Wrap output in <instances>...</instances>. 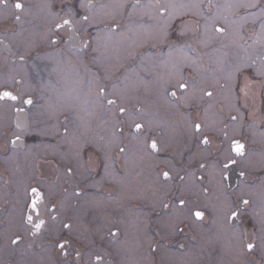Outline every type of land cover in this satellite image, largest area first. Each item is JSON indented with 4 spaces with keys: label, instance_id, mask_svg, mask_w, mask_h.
Returning a JSON list of instances; mask_svg holds the SVG:
<instances>
[{
    "label": "flooded vegetation",
    "instance_id": "obj_1",
    "mask_svg": "<svg viewBox=\"0 0 264 264\" xmlns=\"http://www.w3.org/2000/svg\"><path fill=\"white\" fill-rule=\"evenodd\" d=\"M47 1L49 11L46 12L39 10L44 0L0 2V93L8 91L16 97L0 98V122L1 117L8 122L5 126L0 123V264H150L140 243L126 238L131 225L130 211L144 212L148 219L147 233L152 236L151 264H175L173 260L177 259L171 260L169 253L173 249L205 255L198 264H212L209 253L204 254L209 248V237L214 241V258L220 263L224 259L226 263L239 264L242 251L238 242L225 251L226 241L229 244L233 239L237 241L236 232L243 246L254 245L251 250L247 247L246 262L264 264V44H256L262 34L264 16L249 19L244 25L247 28L234 30L233 36L237 33L241 36L239 43L222 44L220 36L231 30L223 19L214 26L225 31L219 32L217 38L210 35L214 37V46L202 31L198 37L200 45H191L189 50L193 61L182 67L181 79L169 82L164 92L175 107L161 111L155 103L160 95L151 93L147 85L141 84L136 98H131L130 104L124 107L120 102L122 97L113 93L119 78L114 75L123 77L127 65L137 68L143 64L144 52H135L134 60L128 57L114 75L101 63L102 53L97 56V41L107 42L105 31H126L133 21L123 19L117 23L113 18H106L97 24L96 12L105 10L110 0ZM17 2L24 7L16 9ZM261 2L259 5L264 7V0ZM132 8L126 4L122 16L125 11L131 16ZM85 16L87 20L83 19ZM65 20L70 23L65 24ZM150 51L156 61L165 55H158L154 46ZM49 54L64 57L65 61L72 55H81L77 71L82 78L66 77L69 66H64V75L58 61L50 59ZM162 66L156 71L162 73ZM171 69L169 76H175V65ZM139 71H142L140 67ZM246 73L253 81H247ZM156 75L152 74L153 80ZM72 80L76 85L78 80H83L79 88L88 90L86 95L92 94V97L101 84L95 96L100 104L96 111L98 123L89 120V126L98 129H90L96 141L86 143L80 150L71 139L78 131H86V116L91 113V107H80L77 102L64 109V93L67 90L68 96L73 91L66 88ZM127 80L128 72H125L124 81ZM200 83L206 84L205 89L200 90ZM181 84L187 87L181 88ZM192 91L195 97L188 101L186 96ZM200 95L203 97L198 99ZM28 99L32 100L31 104L25 103ZM69 99H78V94L70 95ZM109 100L115 103L109 104ZM149 101L155 103L152 110L146 109ZM78 104L83 106L84 100ZM129 106L137 116L146 113L165 116L177 110L192 125L191 132L183 131L184 140L176 147L165 146L162 125L156 126L146 141L147 151L162 160L154 164L156 175H153L165 184L160 185L165 195L160 205L146 199H124L126 183L133 187L125 156L128 143L114 150L115 156L109 155L106 144H102L106 138L103 132L108 128L102 118L111 117L112 109L115 116L123 117L128 110L125 107ZM122 107L126 110L124 113L120 112ZM20 111L25 113V121ZM120 122L118 129L123 131V121ZM138 123L142 124L139 136L144 135L148 126L143 121L137 120ZM197 124L199 130L195 127ZM49 127L58 131L49 135ZM177 127L180 128L179 124ZM153 141L156 148L151 146ZM234 141L244 145L242 154L234 150ZM44 144L54 146L56 152L41 153ZM30 154L36 155L35 165L28 157ZM143 161L139 162L140 169L135 165V171L142 170ZM81 170L88 172L87 175ZM192 175L202 197L215 193L212 182L218 178L219 185L215 184L220 188L222 185L231 208L217 209L215 213L205 206L201 194L184 193L183 186ZM113 176L125 177L123 184ZM168 184H171L169 191ZM97 195L116 205H106ZM244 200L248 201L247 205L243 204ZM197 211L203 216L197 218L194 215ZM218 212H223L220 222ZM232 212L238 215L232 217ZM136 221L142 223L141 219Z\"/></svg>",
    "mask_w": 264,
    "mask_h": 264
},
{
    "label": "rangeland",
    "instance_id": "obj_2",
    "mask_svg": "<svg viewBox=\"0 0 264 264\" xmlns=\"http://www.w3.org/2000/svg\"><path fill=\"white\" fill-rule=\"evenodd\" d=\"M129 0H110L109 6L103 10L102 12H96V20L97 24L102 23L101 20L106 18H113L115 19L114 22L120 23L123 19L133 21V24L131 27H129L125 32L118 30L117 32L113 31V29H110V31H105L104 36L107 39V42L104 44L103 41H97V56H99L101 53V63L104 65V67L108 70V72H112V75L115 74V72L118 70L120 66H122L124 63L128 61V57L131 60L135 52H142L144 51V56L142 57L141 61L144 62L143 64H140V66L133 67L130 65H127L124 68V74L125 72H128V80L124 81V74L123 77L120 76L118 78V83L113 89V93H118L122 98H120V102L122 103V106L124 107L126 104H130L129 100L131 98H136V93L138 87L143 84L147 85L149 88V91L153 93L154 95H160V100L155 103L159 105V108L161 111L165 110L166 108H172L174 105L172 104V101L169 100L166 95L164 94L167 85L169 82L176 80L179 81L181 79V70L182 67L185 65H188L193 61V58L189 56V50L191 48L190 40H197L198 36L200 35V29L197 24L196 20L188 19V24L186 23V20L180 21L177 23V25L173 28V38L172 41H170V30L173 25V21L176 17H183V16H198L197 19H199V22L206 23L204 24L203 32L206 34L205 38H207L208 42L210 44H214V39L212 36H216V38L219 35V32L217 31L214 24H216L220 20H225L226 27L230 25V33L225 35L224 37H221L222 44L227 45L233 44L234 42L239 43V33L233 36L234 30L239 29L240 27H244V25L247 23L249 19H255L258 16H264V7H262L261 4L263 0H215L214 6L209 5L208 9H205L204 7H207L206 2L208 0H165L166 4L161 5L162 8L167 9V13L165 17H163L160 12V5H154L156 2L155 0H145V1H129ZM66 1L65 3H67ZM140 4L143 6H137L136 9L132 8V15L127 16L124 13V16H122L123 9L125 8L126 4L128 5H134V4ZM71 4V3H70ZM69 4V5H70ZM42 8L39 6V10L41 9L43 12H46L45 10H48L49 1L44 0V4H41ZM69 5H65V8H69ZM254 5V6H250ZM70 9V8H69ZM170 12V14H169ZM49 12V15L52 16V13ZM240 17V19L237 17ZM34 16L36 15L33 13ZM32 14V15H33ZM245 16V17H244ZM248 16H255L254 18L248 17ZM55 20V17L50 20V22H53ZM206 21V22H205ZM235 25H234V24ZM244 28H247L245 26ZM261 30H264V23L261 26ZM129 31V34H128ZM239 35V36H238ZM210 37V39H208ZM172 38V37H171ZM104 39V37H103ZM237 39V40H236ZM174 41H177L174 43ZM160 43L163 44V46L171 45L173 43L175 46L174 49H170V47L165 49V55L162 57L161 60L156 61L153 53L150 51V48H152L154 45L153 43ZM182 42V43H181ZM233 42V43H232ZM177 43V44H176ZM264 44V32H262L261 36L259 37V41L256 42V44ZM180 44L179 47L177 45ZM148 45V46H147ZM217 45V44H216ZM104 50V51H103ZM170 51V53H169ZM163 51L159 53L162 54ZM214 52H217L214 51ZM75 56V57H74ZM72 55L68 58V60L65 61L64 57H59V55L56 54H49V58L53 59L55 61H58V68L59 70L65 75V68L66 64L69 66V69L67 72H70L66 77H72L73 75L76 78H82V76L78 73V65L81 62V55ZM125 58V60H124ZM176 58V59H175ZM217 58V57H216ZM215 58V59H216ZM70 62V64H69ZM99 62V60H98ZM149 64V65H147ZM163 65V66H162ZM175 65L176 73L175 76L171 75V73H167L168 67L171 68ZM164 70L162 73H159L156 71L157 67ZM139 67L142 71H139ZM76 68V70H75ZM155 72L156 80L152 79V74ZM117 76V75H114ZM245 77L247 78V81H253V77L250 74H245ZM83 80H78L77 85L72 80L68 82V87H66L68 90L73 89L71 93L67 96V90L64 93V101L65 106L64 109H68L72 107L73 103H79L84 100V105L81 106L77 103L80 107H91V113H89L86 116L87 119V129L86 131H78V133L71 139L73 145L75 146V143L78 144L79 150L88 142L96 141V138L91 135L90 129L98 130L96 127H90L89 126V120L94 119L96 123L97 121V113L96 112L100 108V104L98 101H96L95 97L96 92L98 93V88L101 84H98L95 91V96L92 97V94L86 95L88 93L87 91H83V89L79 88ZM233 82H234V75H233ZM232 82V84H233ZM70 83V84H69ZM201 89H205L206 86L205 83H200L198 85ZM79 90V92L77 91ZM240 93H243V90H239ZM77 93L78 99H69L70 95ZM159 93V94H158ZM194 91L187 94V99L190 101L195 97L193 94ZM169 95V94H168ZM203 96L200 95L198 99L202 98ZM154 101L147 102L146 109L152 110L153 107H155ZM124 104V105H123ZM97 107V108H95ZM175 107V106H174ZM128 108V110L125 112L123 117H117L114 115V111L112 109V115L111 117H103L102 120L105 123V125L108 127L103 133L106 135V138L102 142L103 145L106 144V149L109 155L115 156L113 153L114 150L120 148L121 146H125L128 143V152L125 154L127 156V166L129 169L130 175L128 178L132 175V180L130 183L133 184V187L130 188L128 192H125L124 189V199H141V200H149L152 204H158L162 203V201L165 199L164 192L161 191L162 187L160 186L165 185L164 183H161L157 178H153V175L155 174V168L154 164L158 162H162V160L157 159L155 156H153L150 151H147V145L146 141L148 140V137L155 132V127L162 125L165 130V135L162 136L164 140L165 146H171L176 147L177 145L181 144L184 140L183 137V131H189L191 132L192 125L189 123L188 118L186 115L181 114L176 110V113H172L170 115L160 116V115H152L149 116L147 113L142 116L134 115V111H132V107H125ZM214 107H211L210 109H213ZM89 111V110H85ZM163 112H157V114H162ZM82 123L84 122L83 117H81ZM139 121H143L147 127V132L144 135L139 136L134 131L135 124ZM124 126V130L120 131L118 129V126L121 124ZM2 126H5L8 124L3 117H1ZM177 124H179L180 128L177 127ZM82 129V128H81ZM58 131V128L53 129V127H49L48 133L49 135L54 134ZM117 131V132H116ZM125 132V134H124ZM192 134H190L188 144L191 145L192 143ZM125 139V141H124ZM127 142V143H126ZM44 147H42L41 153H47L48 151H55V147L49 144H44ZM149 147V146H148ZM56 152V151H55ZM72 156H76V154L73 153ZM28 157L31 160V163L33 165L36 164V155L30 154ZM81 159V156L79 154V157ZM144 159V161H143ZM143 161V165H141L142 170L135 171V165L137 164V170L139 168V162ZM140 169V168H139ZM82 171V170H81ZM181 171L178 170V173ZM87 175L88 172L82 171ZM113 178L117 179L120 184L122 183V180L125 178H119L116 176H113ZM193 184V188L192 187ZM212 186L215 189V193L212 196L208 197H202L201 190L199 186L195 183L194 176H190L188 181H186L184 187V193L188 194H201V199L204 202L205 199V206L210 208L211 210H214L215 213H217L218 210H229L231 208L230 201L227 197V195L223 191V187L221 185L217 187L215 182H212ZM168 191L171 187V184H168ZM96 198H100L104 201L106 205L113 204L112 201L105 200L102 196L97 195ZM127 200V199H126ZM113 205H116L113 204ZM179 209V208H178ZM218 209V210H217ZM223 212H218V222H220L221 214ZM129 219L131 220V225L127 229L126 232V238L127 239H134L137 240L140 245L143 248L144 255L148 262L151 264V253L149 250V246L152 242V236L147 233L148 229V219L146 217V214L144 212H134L130 211ZM142 217V218H141ZM135 219H141L142 223L135 222ZM182 218L176 220V224L181 221ZM134 220V221H133ZM225 221V218H223V222ZM222 222V223H223ZM217 225V221H216ZM168 231V227H166ZM175 233V232H174ZM238 239L237 241L235 239L234 242L229 244L228 241H226L225 245V251H227L228 247L231 249L234 247V243L238 242L240 248H241V258L239 264H248L245 260V253L247 252V247L243 246V240L238 232H236ZM220 236V235H219ZM221 237V236H220ZM218 239V241L222 242V237ZM212 237H209L208 239V245L209 248L207 250H204V254L209 253L211 256V263L212 264H234L232 261H226L223 259V261L218 258H214L212 254L213 253V246L214 241L211 240ZM136 241V242H137ZM224 246V245H223ZM262 249L264 250V245H262ZM169 253L172 254V259H177L176 261L173 260L175 264H198V262L204 258L205 255L202 254H196L193 253L185 254L181 253L180 250L173 249ZM227 258V255H226ZM227 260V259H226Z\"/></svg>",
    "mask_w": 264,
    "mask_h": 264
},
{
    "label": "snow or ice",
    "instance_id": "obj_3",
    "mask_svg": "<svg viewBox=\"0 0 264 264\" xmlns=\"http://www.w3.org/2000/svg\"><path fill=\"white\" fill-rule=\"evenodd\" d=\"M0 2H4V0H0ZM250 6H254V5H250ZM14 7H15L16 9H22V8L24 7V5L21 4V3H19V2H17V3H15ZM162 11H164V10L162 9ZM16 19H19V16H17ZM83 19L87 20L88 18L85 16V17H83ZM64 23H65V24H68V23H70V22L67 21V20H65ZM57 27L59 28L60 25H57ZM217 31L222 33V32H224L225 30H224L223 28H218ZM21 59H23V57H21ZM180 87H181V88H186L187 85H186V84H181ZM101 92H103V89H101ZM173 95H175V93H173ZM208 95H211V93H208ZM2 97H10L11 99H16V97L13 96L12 93H11V92H8V91H4V92L0 93V98H2ZM25 103H27V104H31V103H32V100H31V99H28V100L25 101ZM108 103H109V104H113V103H115V101H113V100H109ZM125 111H126V110H125L123 107L120 108V112H121V113H124ZM135 127H136L137 129H140V128L142 127V125H140V124H136ZM195 127H196L197 130H199L200 125L197 124ZM65 132H67V129H65ZM16 139L19 140L20 137H17ZM206 142H207V139H205V143H206ZM14 143H15V141H14ZM233 145H234V150H235L238 154H242V149L244 148V145L241 144V143H239L238 141H234V142H233ZM151 146H152V148H156V144H155L154 141H153V143H152ZM121 150L123 151V149H121ZM231 163H235V161H231ZM201 167H203V165H201ZM69 171H71V169H69ZM241 175H243V173H241ZM164 176L167 177V176H168V173H164ZM32 191H33V192H36L37 190H36V189H33ZM180 203L183 204L184 201H180ZM243 204L247 205V204H248V201H247V200H244V201H243ZM32 206L35 208V207H36V204L33 203ZM194 215H195L197 218H200V217L203 216V213L200 212V211H197V212L194 213ZM237 215H238L237 212H232V213H231V216H232V217H236ZM28 219H29V221H31V217H29ZM42 223H43V221H41V224H42ZM36 227L39 228L40 225L38 224V225H36ZM65 227H67V225H65ZM18 239H19V238H18ZM15 242H16V241H13V243H15ZM60 246L63 247V244H61ZM247 247L251 250V249L254 247V245H253V244H248ZM97 259L99 260L100 257H97Z\"/></svg>",
    "mask_w": 264,
    "mask_h": 264
},
{
    "label": "bare ground",
    "instance_id": "obj_4",
    "mask_svg": "<svg viewBox=\"0 0 264 264\" xmlns=\"http://www.w3.org/2000/svg\"><path fill=\"white\" fill-rule=\"evenodd\" d=\"M262 32H264V30L262 31ZM176 59V58H175ZM173 72V69H169V73H172ZM250 87V85H248V87L247 88H249ZM210 114H212V113H210ZM215 183L217 184V185H219V182H218V178H216L215 179ZM130 189V185L128 184V183H126V185H125V190H129Z\"/></svg>",
    "mask_w": 264,
    "mask_h": 264
},
{
    "label": "water",
    "instance_id": "obj_5",
    "mask_svg": "<svg viewBox=\"0 0 264 264\" xmlns=\"http://www.w3.org/2000/svg\"><path fill=\"white\" fill-rule=\"evenodd\" d=\"M136 130H137L138 132H140V131H141V128H140V129H137V128H136Z\"/></svg>",
    "mask_w": 264,
    "mask_h": 264
}]
</instances>
